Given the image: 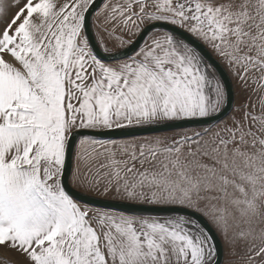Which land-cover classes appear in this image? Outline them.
<instances>
[{"label":"snow or ice","instance_id":"1","mask_svg":"<svg viewBox=\"0 0 264 264\" xmlns=\"http://www.w3.org/2000/svg\"><path fill=\"white\" fill-rule=\"evenodd\" d=\"M0 23V264H264V0H0ZM184 122L82 135L72 177L172 215L66 189L75 133Z\"/></svg>","mask_w":264,"mask_h":264},{"label":"water","instance_id":"2","mask_svg":"<svg viewBox=\"0 0 264 264\" xmlns=\"http://www.w3.org/2000/svg\"><path fill=\"white\" fill-rule=\"evenodd\" d=\"M104 0H97V4L102 5ZM89 34L93 38V42L95 43V29L94 24L92 23V19L89 20ZM143 41L140 38H137L135 43L131 45L127 49H123L121 51H127L129 54L133 53L138 45H141ZM95 51L101 58L107 59L108 54H105L99 47L95 48ZM112 62V61H108ZM233 87L234 91V99L236 101V93H235V86L231 85ZM199 124L195 122H184V127H170L167 125H157L149 128H135V129H122V130H114V131H96V132H89L88 130H83L81 132H77L74 134V139L72 141V154L71 158L68 161L66 165L65 170V177L64 182L66 185V189L73 194L74 198L82 203H86L92 207H101V208H107L110 205H117L119 206L118 210H123L124 207H130L134 209L135 211L132 213L134 215H158V216H168L172 215L171 212L168 210L161 208L159 206H152V205H126V202L115 200V199H109V198H102L95 195H90L88 193L82 192L81 190H78L75 188L71 183V177L74 169V155L76 151V147L78 142L80 141V138L82 135H91L95 138L104 140V141H119V140H126L131 138H140V137H147V136H155L160 134H166L171 132H177V131H183V130H189V129H198ZM212 126H215L213 123ZM221 247V259H225L224 256V246L222 241L219 242Z\"/></svg>","mask_w":264,"mask_h":264},{"label":"rangeland","instance_id":"3","mask_svg":"<svg viewBox=\"0 0 264 264\" xmlns=\"http://www.w3.org/2000/svg\"><path fill=\"white\" fill-rule=\"evenodd\" d=\"M15 9H11L9 11V14H8V17H6L5 19H9L11 17V14L12 12H14ZM0 28H3V23H0ZM94 29L96 31V27H95V24H94ZM123 50V49H122ZM121 51V50H119ZM235 86V93H236V104L238 105L239 104V101L241 99V94H240V90H239V87L234 85ZM215 127V126H213ZM193 129H189V130H183V131H177V132H171V133H166V134H160V135H155V136H147V137H140V138H131V139H126V140H119L117 141L118 143L119 142H132V141H135V142H140V141H143V140H146V139H153V138H162V139H168V138H171L173 136H179L180 134H182L183 132H191ZM105 142H108V141H105ZM79 144V142H78ZM77 144V146H78ZM76 151H77V147H76ZM76 151H75V155H76ZM75 155H74V169H73V173H72V177H73V174L76 170V159H75ZM72 177H71V183L72 185L77 188L78 190H81L82 192H85L83 189H80L78 187H76L74 184H73V180H72ZM87 193V192H85ZM96 196V195H95ZM100 197V196H98ZM102 198H109V199H115V200H119L118 198L116 197H102ZM226 251V249H225ZM0 255H3V253H0ZM226 258V257H225Z\"/></svg>","mask_w":264,"mask_h":264},{"label":"crops","instance_id":"4","mask_svg":"<svg viewBox=\"0 0 264 264\" xmlns=\"http://www.w3.org/2000/svg\"><path fill=\"white\" fill-rule=\"evenodd\" d=\"M224 252H225V248H224Z\"/></svg>","mask_w":264,"mask_h":264}]
</instances>
